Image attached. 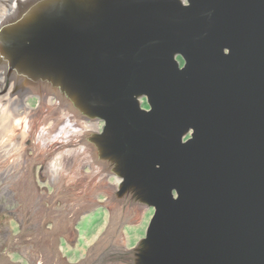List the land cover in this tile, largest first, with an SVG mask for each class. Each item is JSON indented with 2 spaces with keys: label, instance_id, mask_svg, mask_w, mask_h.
<instances>
[{
  "label": "water",
  "instance_id": "1",
  "mask_svg": "<svg viewBox=\"0 0 264 264\" xmlns=\"http://www.w3.org/2000/svg\"><path fill=\"white\" fill-rule=\"evenodd\" d=\"M45 13L17 30L1 26L0 42L96 63L102 77L118 72L148 92L152 112L145 122L127 117L135 125L122 133H155L156 162L178 194L160 215L194 250L187 260L176 249L178 264H264V0H54ZM157 33L179 43L182 65L152 49ZM100 100L109 113V97ZM177 121L191 128L184 141L167 127Z\"/></svg>",
  "mask_w": 264,
  "mask_h": 264
},
{
  "label": "bare ground",
  "instance_id": "2",
  "mask_svg": "<svg viewBox=\"0 0 264 264\" xmlns=\"http://www.w3.org/2000/svg\"><path fill=\"white\" fill-rule=\"evenodd\" d=\"M188 1L177 0L179 4H185ZM49 3L53 5L54 0H0V27L3 26L7 29L17 30L18 26L37 23L40 21L39 19H41L42 15L44 19L47 17L45 10ZM213 37L216 45L225 53L226 49L223 48L226 45L225 35L221 30H218L213 33ZM148 41L151 43L152 49L162 58L170 62H176L178 65L183 64L184 58L179 43L167 33H157L153 37H148ZM26 45V43L18 40L15 43L8 42L3 44L0 42V168L2 171H5L0 172V180L6 182L10 174L16 171L17 164L22 161L27 169V180L31 183L34 190H37L33 165L37 160L40 142L44 138L43 134L56 135L57 138L55 139L58 140V143H55L56 148L61 147L63 149V147H67L66 156H76L77 160L78 158H82L85 161L84 163L88 162L89 167L93 170L94 165L89 161V159L93 158L90 152L93 141L99 140L101 144L103 143L107 146L110 138L112 140L114 139V135L122 134V127L133 126V123L135 125V121H129V118L133 120L135 117L145 122L147 118L145 115H149L152 112V108L148 102L149 94L146 90H143L144 88L138 80L118 72H110V76L102 77V74L98 73L102 68H99L96 63L92 65L85 61L83 63L66 60L61 54L38 55L27 53L25 52L27 50ZM86 82L92 84V87H94L89 90ZM118 91L131 99L132 105L130 104L129 108L125 105L128 104V101H123V103L120 101L121 98L117 94ZM103 97H109L111 101V110L107 114L100 100ZM115 97L117 98L114 100ZM30 102L33 103V106ZM144 102L147 105H144ZM37 112H40L43 122L46 121L48 125L42 127L35 126L33 128L32 125H35L34 123H31L32 125H25L23 120L30 115H35ZM170 112H166L167 116L171 118H169V121L175 118ZM127 117L129 118L127 119ZM148 122L147 120L146 123ZM181 124L177 121V124H171L175 127H171L170 124L167 127L174 130L177 133L175 135L184 141V137L190 136L191 128H187L183 126L184 124ZM116 131L117 133L115 134ZM154 134V132L152 135L150 134L151 138H145L143 134L138 135L139 139L135 137L138 144L134 142L135 140L131 138L130 134L126 138L137 149L142 150V153H146L144 157H147V161L151 157L156 162L160 161L157 157V150H155V148L159 149V146L156 143L157 140L155 141L157 138L154 139L153 137L155 136ZM86 136L85 146L75 149L71 145L73 140ZM27 138H30L32 141L31 155L26 151L25 142ZM148 138L149 140H147ZM110 140L106 150L107 154L103 155L102 160L106 164L114 165L118 161L115 160L114 152L111 153L109 150ZM159 153V155H162L160 151ZM53 162H55L54 158ZM59 163H61L60 160ZM47 166L50 165L46 162L43 168L48 171L49 179L52 181L51 169ZM81 166H84V164ZM111 167L116 170L115 166ZM104 171L100 174L102 179L104 178V181L107 175H116L123 178L122 172H118L120 174H117L116 172L110 173L106 170ZM23 174L20 173L18 175ZM110 178L106 180L108 186L105 185L103 190L97 189V187H103L99 181L93 185L90 201L91 205L103 203L98 198V193L104 191L107 194L108 198H105V205L109 206V208L111 207V219L107 230L114 228L116 220L119 223L118 228H114L115 233L111 238V245L116 243L123 246L121 250L125 251L127 259L132 261L131 264H161V260H157L155 257L159 253L158 250H162L163 248L167 252L169 251V253L172 252L171 256H168L172 258V260H168L170 264H178L179 260H183L181 256L179 259L178 254H175L177 253L175 252L176 249L185 252V258L189 260L192 254H186V250L194 251L193 247L188 245L187 242L184 243L181 235L177 234L179 232L174 227H171V230L169 228L166 229L159 223L158 228L153 229L160 232L159 238L153 236V233V235H149L145 239V231H147L151 222V218L149 219L148 217L149 208H152H150L151 212L152 210L154 211L155 219H158L159 222L162 220L160 212H162L163 207L161 206L160 197L156 195L155 198L150 200L137 199L134 206L137 211L132 218L131 213H133V209H128L127 206V202L130 200V197L127 195V190L130 188L128 184V182L131 183L130 180H125L124 178L121 180L113 176ZM125 182L127 183L125 184ZM109 187L110 189L106 191L105 188L108 189ZM114 187L120 190L116 191ZM0 188L1 192H3L6 189V185H0ZM174 194L172 198L176 201L178 199L176 189ZM141 214L142 218L138 225H125L122 231H118L124 222L136 221L141 217ZM99 216L101 218V225H105L107 217L105 210L101 212L95 211L79 217L80 221L76 223V229L79 232L81 242H87L91 245V241L95 240L96 243L94 245L99 243L96 240L98 233L93 235L90 242L89 238L84 234L89 222L92 223ZM143 233H145L144 236L135 240L136 237ZM97 261L95 262L96 264ZM197 262L198 264L200 263L199 260Z\"/></svg>",
  "mask_w": 264,
  "mask_h": 264
},
{
  "label": "rangeland",
  "instance_id": "3",
  "mask_svg": "<svg viewBox=\"0 0 264 264\" xmlns=\"http://www.w3.org/2000/svg\"><path fill=\"white\" fill-rule=\"evenodd\" d=\"M30 104L33 106L32 102ZM144 105L147 104L144 102ZM30 116L23 120L25 125L34 123L32 128L48 125L46 121L43 122L40 112ZM43 135L37 160L33 165L37 190H34L27 180V169L22 161L17 164L16 171L11 173L12 175L8 170L10 177L6 182L0 180V185H6L3 192L0 188V264H96V260H98L97 264H131L132 261L127 259L125 251L121 250L123 246L116 243L111 245V238L115 233L114 228H118L119 223L116 220L114 230H107L111 219V207L105 205L107 194L104 191L99 192L98 198L103 203L91 205L92 187L99 181L103 187H97V189L103 190L105 185L108 186L106 180L112 176L121 180L123 178L130 180L131 183L128 182L130 188L127 190L130 200L127 202V206L128 209H133L132 218L137 211L134 207L137 199L150 200L158 195L161 206H168L172 196L175 195V189L168 184L159 164L151 161V157L147 161V157H144L146 153H142V150L127 141V132L114 135L112 140L109 139V150L111 153L114 152L117 158L115 160L118 161L114 165L106 164L102 160L103 155L107 154L109 140L107 146L101 144L99 140L93 141L90 152L94 159L88 157L90 163L94 165L93 170L89 167L88 162L84 163L82 158L77 160L76 156H66L67 147L56 148L55 143H58V140L55 139L56 135ZM86 138L87 136L75 139L71 145L75 149L85 146ZM31 143V139L27 138L26 151L30 155L32 154ZM53 158L55 162H53ZM46 162L50 165L47 167L51 169L52 181L49 179L48 171L43 168ZM83 164L84 166H81ZM111 166H115L116 170ZM104 170L117 174L122 172L123 178L107 175L104 181L100 175L105 172ZM0 172L5 171L1 169ZM17 173L24 174L18 175ZM110 179L112 180V178ZM105 189L107 191L110 187ZM115 190L119 191L120 189L115 188ZM150 208L148 217L152 220L150 219L146 234L139 235L135 240L144 234L146 239L153 233V236L159 238L160 232L153 230L158 228L159 223L163 228L168 229L162 218L164 215L160 216L162 220L159 222L158 219H155L154 211L151 212ZM102 210L107 213L105 225H101L99 216L92 223L89 222L84 233L89 238V242L93 235L98 233L96 240L99 243L94 245L95 240L91 241V245L81 242L76 229V223L80 221L79 217ZM141 218L142 214L136 221L124 222L118 231H122L125 225H138ZM124 242L126 243V241ZM157 247L159 249L158 245ZM163 249L158 250L159 253L155 259L161 260V264H170L168 260H172V258L168 256H171L172 252L169 253Z\"/></svg>",
  "mask_w": 264,
  "mask_h": 264
},
{
  "label": "snow or ice",
  "instance_id": "4",
  "mask_svg": "<svg viewBox=\"0 0 264 264\" xmlns=\"http://www.w3.org/2000/svg\"><path fill=\"white\" fill-rule=\"evenodd\" d=\"M226 51H227V49H226Z\"/></svg>",
  "mask_w": 264,
  "mask_h": 264
}]
</instances>
